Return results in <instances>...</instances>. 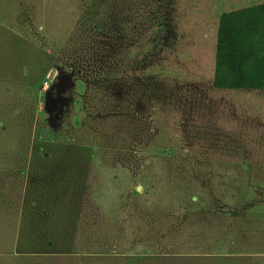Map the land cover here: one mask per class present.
<instances>
[{
	"label": "rangeland",
	"instance_id": "1",
	"mask_svg": "<svg viewBox=\"0 0 264 264\" xmlns=\"http://www.w3.org/2000/svg\"><path fill=\"white\" fill-rule=\"evenodd\" d=\"M262 3L0 0V264H264V91L213 87Z\"/></svg>",
	"mask_w": 264,
	"mask_h": 264
},
{
	"label": "trees",
	"instance_id": "2",
	"mask_svg": "<svg viewBox=\"0 0 264 264\" xmlns=\"http://www.w3.org/2000/svg\"><path fill=\"white\" fill-rule=\"evenodd\" d=\"M213 87L226 91H264V3L223 13L219 18ZM52 92H49L51 98ZM170 182V175H164ZM178 184L182 175L174 176ZM185 179V178H184ZM179 196L178 186H173ZM182 192L177 201L181 200ZM220 264H236L222 257Z\"/></svg>",
	"mask_w": 264,
	"mask_h": 264
},
{
	"label": "built area",
	"instance_id": "3",
	"mask_svg": "<svg viewBox=\"0 0 264 264\" xmlns=\"http://www.w3.org/2000/svg\"><path fill=\"white\" fill-rule=\"evenodd\" d=\"M48 87H49V83H48V82H45V83H44V86H43V89H44V90H47Z\"/></svg>",
	"mask_w": 264,
	"mask_h": 264
},
{
	"label": "flooded vegetation",
	"instance_id": "4",
	"mask_svg": "<svg viewBox=\"0 0 264 264\" xmlns=\"http://www.w3.org/2000/svg\"><path fill=\"white\" fill-rule=\"evenodd\" d=\"M53 90H55V89L52 87L49 92H52V94H53V92H54Z\"/></svg>",
	"mask_w": 264,
	"mask_h": 264
}]
</instances>
